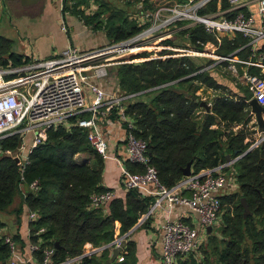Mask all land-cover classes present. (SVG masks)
Returning a JSON list of instances; mask_svg holds the SVG:
<instances>
[{
	"label": "trees",
	"instance_id": "trees-1",
	"mask_svg": "<svg viewBox=\"0 0 264 264\" xmlns=\"http://www.w3.org/2000/svg\"><path fill=\"white\" fill-rule=\"evenodd\" d=\"M95 1L94 12L82 8L87 0H75L76 3L66 9L82 16L95 30L105 31L110 43L127 39L143 28L129 19L128 14L125 16L123 9H116L103 0ZM141 1L148 9L178 2ZM215 5L216 0L211 1L199 12L211 11ZM226 5V0H222V6ZM181 34L196 48L200 47L198 41L205 43L213 39L202 25L186 27ZM0 39V65L19 64L27 59L25 54L7 49L3 36ZM164 42L172 44L174 41ZM245 43L240 33H235L233 39L224 37L218 53L227 55ZM258 50L264 52V45ZM5 52L7 57L3 55ZM250 53L242 47L235 54L248 58ZM201 68L203 64L188 56L147 58L115 65L108 74L116 77L121 94H132L127 100L126 112L133 117L136 135L147 141L150 163L165 186H172L183 178V168L188 163L191 171L197 172L225 162L227 156L233 158L243 153L232 165L238 191L220 196L219 233H209L198 248L179 255L174 264H264V139L251 147L264 132L259 130L257 122L250 124L253 113L247 101L248 88L238 84L244 93L233 96L209 70L199 71ZM248 71L260 73L261 68L249 65ZM199 82L220 91L212 97L208 113L193 98L197 96L201 100L196 94ZM262 115L264 118V110ZM87 133L85 128L75 124L74 117L69 119L68 127L50 126L47 139L31 149L30 162L22 171L13 158L0 156V211L20 195L17 213L26 205L38 214V218L31 221L32 230L41 226L45 229L39 235L30 236V240L40 239L43 245L50 246L57 242L55 260L82 253L86 243L99 246L111 242L116 221L120 235L128 232L154 201L153 195L145 196L137 189H128L124 198L115 196L106 208L88 207L92 193L112 188L102 183L104 159L91 146ZM19 140L20 135L13 134L0 139V143L13 148ZM81 153H87L89 158H77L76 154ZM125 164L132 171H142L138 164L128 160ZM34 181L37 189L23 191L21 184L30 185ZM242 197L250 214L244 215ZM14 238L18 239V235ZM134 245L133 241H127L118 255L119 260L111 264H135ZM109 256L110 248L106 247L82 257L78 264H104ZM8 257L9 249L0 236V264H7Z\"/></svg>",
	"mask_w": 264,
	"mask_h": 264
},
{
	"label": "built area",
	"instance_id": "built-area-1",
	"mask_svg": "<svg viewBox=\"0 0 264 264\" xmlns=\"http://www.w3.org/2000/svg\"><path fill=\"white\" fill-rule=\"evenodd\" d=\"M125 1L133 6V13H128L129 19L143 26L133 36L88 49L69 45L48 58L32 53L26 55L27 59L22 63L9 62L0 65V139L13 134L20 135L19 142L13 148L0 143V156L18 158L17 163L21 171L24 170L30 162L31 149L47 139V129L59 124L68 127L69 119L74 117L75 124L88 131V139L94 150L103 159H108L113 156L108 151L107 140L98 122L99 119L114 114L125 128L127 160L142 166V171H132L125 162L120 161L122 185L126 189H137L154 197L153 204L138 222L141 224L156 207H163L164 202L168 204L169 213L173 206H184L196 215L195 222L189 223L182 218L169 217L162 224L161 253L157 264H174L179 255L198 248L207 235L214 231V226L218 228L220 196L232 185V165L243 153L214 167L191 171L190 175H184L172 186H165L159 181L157 169L150 163L147 141L136 135L133 117L126 112L127 100L132 94L107 91L98 84V80L106 77L112 66L140 62V59L124 58V54L136 45L144 48L150 43V49L164 50V53H159L162 50L157 51V54L149 55L144 60L203 56L205 53L199 48L176 44L175 41L172 44L164 42L167 39L172 40L178 29V22H186L183 29L202 25L212 34L211 41H198L203 46L211 44L212 48H220L223 38L233 39L235 33H240L246 39V43L240 48L246 47L251 52L248 58L235 54L240 48L227 55L210 49L208 55L214 59V64L227 61L228 69L236 77L239 76L248 88L250 98L247 101L255 98L264 107V52L258 50L264 45V0H226V6L216 0L214 9L204 13L199 10L206 8L214 0H178L175 4L161 5L154 9L145 8L141 0ZM74 3L75 0H60V8L64 11ZM94 9L89 11L94 12ZM78 17L88 29L95 30L92 25L84 22L82 16ZM61 28L67 30L64 21ZM251 56H256V59H251ZM236 63L258 66L261 72L251 73L244 70L239 73ZM203 69L205 67L199 71ZM199 85L196 94L211 106L213 96H201L199 90L204 86L201 82ZM262 139L264 134L252 147ZM29 188L37 189V182H32ZM114 197L113 189L92 193L88 207L106 208ZM28 217L30 222L35 221L38 214L30 210ZM208 226L211 227L210 231L207 230ZM44 230L42 226L31 229L30 236L39 235ZM128 234L116 236L111 242L99 246L86 243L82 253L62 260H55V247L43 245L40 239L29 243L28 255L23 257L14 236L9 233L2 236L9 249L7 264H78L86 255L119 245Z\"/></svg>",
	"mask_w": 264,
	"mask_h": 264
},
{
	"label": "crops",
	"instance_id": "crops-1",
	"mask_svg": "<svg viewBox=\"0 0 264 264\" xmlns=\"http://www.w3.org/2000/svg\"><path fill=\"white\" fill-rule=\"evenodd\" d=\"M1 3L3 6V13L9 23L13 26L15 25L19 30L18 34L21 33L22 37L29 41L30 46L25 49L27 55L33 53L36 56L48 58L57 54L69 45H74L80 49H88L102 45L107 39L105 31L101 29L92 31L88 29L87 26L82 24L77 14L72 13L68 9L63 11L60 8V0H42L36 5L28 6L29 9L36 7L34 10L20 12V14L13 10L7 11V7H10V1L1 0ZM57 4H59V6ZM85 4L87 5H84V9H86L87 12H89L90 9L97 8L95 0H87ZM121 6L123 5L120 4L118 8L125 9ZM130 6L132 10L133 6ZM62 21L66 23L67 30H63L61 28ZM4 34V36L11 38L12 40L15 39L10 36V34L8 35L5 32ZM14 52L19 53V51ZM20 53L23 54L21 51ZM248 66L249 65L243 63H239V65H237L236 63L237 69L238 67L240 69V71L238 69L239 73H242L244 70H248ZM102 79H99L98 82L102 81ZM218 81L220 82V79H218ZM238 82L239 81L235 77L233 79V85H231V83L223 84L228 90L233 89V91H231L233 92L232 95L237 96L244 93L242 87L238 85ZM219 93V90H213L210 93V96L212 97L218 95ZM255 118V114L253 113L250 124L254 122ZM98 125L107 140L108 151L111 156H113L108 159H104L102 183L104 186L112 188L116 197L124 198L128 189L124 188L122 185L120 176V161H127L125 150V128L114 114H110L108 117L99 119ZM77 156L78 154H76V157ZM21 187L24 191V185H21ZM238 189L239 185L233 181V192L238 191ZM144 195L148 196V194L145 193ZM20 202L21 196L16 195L11 204L2 211H5L11 216V232H7L13 236L16 234L18 235V239L16 240L18 241L20 254L23 255V257H26L28 255V245L31 242L30 233L32 226L28 217L30 209L26 205H23L22 210L17 213L16 209L19 207ZM167 206L168 204L164 202L163 207H156L148 215V221L145 222L144 225L140 226V223L137 224V226L134 227V229L127 235L126 238L128 241H133L135 244V264H157L161 253L162 224L167 218H182L189 221V223L196 221V215L190 212V210L186 207L173 206L171 212L169 213L167 211ZM8 211H10L11 214H9ZM0 222L3 223L1 219ZM114 230V237L119 236V222L117 221L115 222ZM114 247L116 246L111 248L113 249ZM111 248L108 260H110L112 254ZM118 255L116 256V259L111 260V262L119 260Z\"/></svg>",
	"mask_w": 264,
	"mask_h": 264
},
{
	"label": "rangeland",
	"instance_id": "rangeland-1",
	"mask_svg": "<svg viewBox=\"0 0 264 264\" xmlns=\"http://www.w3.org/2000/svg\"><path fill=\"white\" fill-rule=\"evenodd\" d=\"M103 1L108 2V4L110 6L116 8V9H118L120 4L123 5L121 7L125 8V9H123V13L125 16H127L128 13H130V14L133 13V10H131L130 3H127L125 0H111V1L103 0ZM217 1H220L222 3V0H217ZM51 3H52V1H51ZM57 5L59 6V4H57ZM35 8L36 7L29 9L28 7L22 6L18 1H10V7H7V11L13 10V11L17 12L18 14H20V12L34 10ZM3 12H4L3 6H2L1 0H0V14H1L0 15V18H1L0 19V36H3L5 38L3 41L4 46L7 47V49L19 51V53L21 51L23 54L27 55L25 49H27V47L30 46L29 41L27 39H25L24 37H22L21 33L18 34V32H19L18 28L15 25L13 26L11 23H9L8 19L5 17V14ZM185 23L186 22H178L177 23L178 29L175 31V33L172 37V40L175 41L176 44H183L185 46L192 47L193 44L190 42L188 37L181 34L182 29H183V25H185ZM4 32L7 33L8 35L10 34V36H12L15 39L12 40L11 38L4 36V35H6V34H4ZM0 41H1V39H0ZM209 41H211V40H209ZM110 42L111 41L107 38L103 44H108ZM198 48H200L199 50H201V52H203L205 54H203V56H200V57L199 56H193L191 58L193 60H195L196 63L203 64L206 70H209V72L213 76H215L217 79H220V82L227 83V84L231 83V85H233V79L236 76L234 73H232L228 69V67H227L228 63L217 62L214 64V59L212 57H210V55H208L210 49H214L215 51H219L220 48H217L218 50L216 48H212L211 44H205L204 46L200 45V47H198ZM160 50H162V49H156V48L150 49V43H147L146 47H144V48H142L140 45H136L135 47H133V49L131 51H128L124 54V58H125V60L140 59V61H142V60H144V58L148 57L149 55H153L154 53L157 54L156 52L160 51ZM159 53H164V50H162ZM142 54H145V55H142ZM3 55H4V57L8 56V55H6V52L3 53ZM236 78L239 81L238 83L241 84L240 86H244V83L239 79V76H237ZM98 84L102 88L106 89L107 91H110V92L111 91H118L119 92V89L117 87V80H116V77L114 76V74H111V73L108 74L106 77H104L102 79V81L98 82ZM230 90L233 91V89H230ZM199 92L201 93V96L207 98L209 95H211L210 93L212 91L209 88L203 87L199 90ZM254 122H256V118H255ZM82 157L89 158V155L87 153H81V154H78V156H77V158H82ZM231 184L232 185H230L228 187L227 191H225L226 193L233 192V183H231ZM8 213L11 214L10 211H8ZM10 218H11V216L8 215L5 211H0V219L3 221V223H1V225H0V236H2L4 233L11 232ZM215 232L219 233L217 226H214L213 233H215ZM104 264H106V262Z\"/></svg>",
	"mask_w": 264,
	"mask_h": 264
},
{
	"label": "water",
	"instance_id": "water-1",
	"mask_svg": "<svg viewBox=\"0 0 264 264\" xmlns=\"http://www.w3.org/2000/svg\"><path fill=\"white\" fill-rule=\"evenodd\" d=\"M3 1H18L22 6L24 7H28V6H33V5H36L38 4L40 1L42 0H3ZM262 72L264 73V68H262ZM187 94V93H186ZM194 100L195 101H199L200 102V105H202L204 108H205V111L206 113L209 112L210 110V105L205 101V100H199V98L197 96H193ZM249 106L251 108V111L255 114V117H256V122L258 124V128L261 132H264V118H263V115H262V111L264 110V107L262 105H260L255 98H251L249 101ZM252 147V146H251ZM250 147V148H251ZM249 148V149H250ZM229 157L227 156V159ZM16 162H18V158H15L14 159ZM191 173V169H190V163H188L186 165V167L183 168V174L185 176L187 175H190ZM24 189L25 190H30L29 188V185L27 183H24ZM241 204L244 208V215H247V214H250L251 212L249 211L248 209V204L246 202V199L244 197L241 198ZM137 224H139V222H137ZM137 224H135L128 232L126 233H130L134 227L137 226ZM207 230L210 231L211 230V227L208 226L207 227ZM128 239L127 238H123L122 241L120 242V244L116 247H114L112 249V254H111V257H110V260H108L106 262V264H110L111 260H114L116 259V256L119 254V252L122 250V248L125 246V244L127 243ZM54 246L57 247L58 246V243L55 242L54 243Z\"/></svg>",
	"mask_w": 264,
	"mask_h": 264
}]
</instances>
